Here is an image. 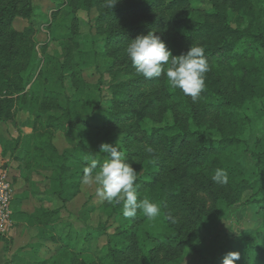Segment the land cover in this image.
Masks as SVG:
<instances>
[{"label": "trees", "instance_id": "trees-1", "mask_svg": "<svg viewBox=\"0 0 264 264\" xmlns=\"http://www.w3.org/2000/svg\"><path fill=\"white\" fill-rule=\"evenodd\" d=\"M33 1L0 0L3 124L12 122L17 103H28L34 96L25 88L26 72L35 55V29L31 25L20 31L14 28L18 18L30 19ZM196 1L112 0V8L108 0H65L74 13L98 9L96 35L103 39L107 73L112 81L121 80L108 87L110 98L95 122L72 118L78 108L75 102L60 109L55 100L45 101L38 117L53 110L58 116L48 114L42 129L34 127L32 160L51 168V192L65 206L83 183L84 169L74 173L73 166L101 137L110 136L107 140L118 144L133 169L147 175L135 182L138 202L148 199L161 208L157 233L140 236V241L139 228L148 218L140 209L135 217H124L123 204L115 203L110 217H123L124 226H115L114 240L107 241L91 264H174L187 251L195 253L198 232L209 233L211 223L227 220L247 192L253 195L241 204L252 207L264 224V152L252 157L251 181L244 167L247 144L241 139L251 122L245 105L264 97V0H208V11L196 8ZM233 16L238 17L235 26ZM72 22L77 23L76 18ZM153 31L173 56L186 53L191 45L204 49L208 71L205 87L195 100L171 88L163 73L151 79L136 73L125 49L129 40ZM61 69L73 83L78 82L71 51L66 52ZM65 126L79 140L70 152H60L52 144L53 130ZM209 132L217 138L210 139ZM148 146L152 153L146 151ZM81 164L85 167L87 162ZM218 168L228 173L225 185L212 180ZM107 202L104 207L110 205ZM56 214L46 213L44 225L55 227ZM58 224L64 227L60 217ZM3 240L0 235V243ZM232 252L240 257L234 264H264V240L260 244L254 238L246 240L241 251ZM77 255L70 254V264H87ZM223 256L221 248L218 258ZM216 259L200 258L199 264H220Z\"/></svg>", "mask_w": 264, "mask_h": 264}, {"label": "rangeland", "instance_id": "rangeland-1", "mask_svg": "<svg viewBox=\"0 0 264 264\" xmlns=\"http://www.w3.org/2000/svg\"><path fill=\"white\" fill-rule=\"evenodd\" d=\"M195 7L200 11H208L210 8L208 0H197ZM72 17L76 18L77 23L72 22ZM97 17V8L89 12L74 13L66 5L65 0H34L30 19L27 21L18 18L15 22L14 28L18 31L28 25L35 29L32 40L35 55L26 72L25 88V91L34 96L29 98L28 103H17L12 122L0 125L2 149L0 166L9 173L11 171V176L16 167L23 171L21 172L24 177L25 173L32 171L41 174L43 169L50 186L51 168L42 164V161L32 160L34 127L42 129L48 114L58 116L57 110H53L38 117L45 101L55 100L60 109H64L69 102H75L78 108L70 116L85 117L88 121L95 122L96 115L101 116L100 113L106 106L105 102L110 98L108 87L121 80L119 78L112 81L107 73L108 65L103 57V39L96 35V26L99 24L96 22ZM237 20V16L232 17L233 26ZM67 51L72 52L74 68L78 71L76 84L61 69ZM244 112L251 121L241 136L247 144L244 167L249 180L253 181L252 157L258 152H264V97L246 104ZM89 113L94 116L87 118L86 115ZM104 136L93 144V150L84 152L82 159L73 166L74 173L84 169L81 162L85 161L86 154L92 153L93 157L103 160L106 154L100 152L101 144L118 146L117 143L107 140L110 136ZM207 136L210 139L217 138L215 132H209ZM78 141L75 132L69 127L53 130L52 144L60 152L72 151L78 146ZM145 176L147 175L139 172L137 178H146ZM16 178L13 176V188H16L14 181ZM98 187L95 183L80 185L79 194L66 203L61 212L60 218H64L62 220L64 227H60L59 231L55 228L48 231L43 229L46 232L40 233L31 243L18 250L14 244L13 233L2 236L4 240L0 243V264H35L42 261L45 264H70L71 253L79 254L77 258L87 264L95 261L105 249L107 241L114 240L115 226H124L123 217H117L115 220L112 219L114 216L110 217L111 207L115 202H107L110 205L104 207L106 200L97 194ZM252 195L253 192L245 193L241 203ZM241 203L231 209L227 220L211 223L209 233L199 231L194 243L196 254L187 251L174 264H199L200 258L208 261L217 258V262L222 264L228 253L241 251L246 240L254 238L255 244H260L264 240L262 219L252 207ZM111 221L113 227H109ZM159 223L158 217L148 219L139 228V237L143 235L153 237L157 233ZM221 248L224 256L218 258ZM11 250L12 254H5Z\"/></svg>", "mask_w": 264, "mask_h": 264}, {"label": "clouds", "instance_id": "clouds-1", "mask_svg": "<svg viewBox=\"0 0 264 264\" xmlns=\"http://www.w3.org/2000/svg\"><path fill=\"white\" fill-rule=\"evenodd\" d=\"M114 5L112 0H108L107 6L113 8ZM125 52L137 74L151 79L158 78L163 73L171 88L182 90L193 100L205 87L204 74L208 71V63L204 49L200 46L191 45L186 53L173 56L160 36L153 31L129 40ZM146 151L152 153L154 150L148 146ZM100 152L106 154L102 161L90 154L85 155L87 164L83 170L82 182L98 185L97 194L109 203H122L124 217H135L140 209L145 217L155 219L161 208L148 199L138 202L135 186L138 173L127 160L125 153L117 145L106 143L100 145ZM212 180L218 185L227 184V171L216 169ZM239 258V253L230 252L224 257L222 264H234Z\"/></svg>", "mask_w": 264, "mask_h": 264}, {"label": "crops", "instance_id": "crops-1", "mask_svg": "<svg viewBox=\"0 0 264 264\" xmlns=\"http://www.w3.org/2000/svg\"><path fill=\"white\" fill-rule=\"evenodd\" d=\"M1 124L3 123H0V125ZM3 138L4 137H2V139ZM1 150L0 148V158L2 157ZM41 170V174L32 171L31 173H25V177L22 174L23 171L20 170V168L18 169V167L13 170L14 173L12 176L10 175L11 171L9 173L13 187V176L17 177L14 180L16 188H13V196L10 203L12 219V228L10 232L13 233L16 250L31 243L40 233L46 232L43 229L47 231L49 229L54 230V228L57 231L60 230L58 220L65 206L53 195L49 186V180L47 179L48 177L44 173V170ZM53 211H57L55 215L57 219L55 227H51V224H49V226L44 225L46 220L44 221L43 217H45L46 213ZM61 219L63 220L64 218L62 217ZM63 232L64 230L62 233ZM12 252L13 250L5 254H12Z\"/></svg>", "mask_w": 264, "mask_h": 264}, {"label": "built area", "instance_id": "built-area-1", "mask_svg": "<svg viewBox=\"0 0 264 264\" xmlns=\"http://www.w3.org/2000/svg\"><path fill=\"white\" fill-rule=\"evenodd\" d=\"M13 196V185L9 172L0 166V235L7 236L12 228L10 203Z\"/></svg>", "mask_w": 264, "mask_h": 264}]
</instances>
